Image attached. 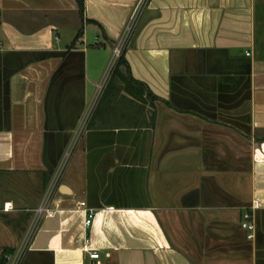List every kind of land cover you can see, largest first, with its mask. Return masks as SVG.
<instances>
[{"label":"crops","instance_id":"obj_1","mask_svg":"<svg viewBox=\"0 0 264 264\" xmlns=\"http://www.w3.org/2000/svg\"><path fill=\"white\" fill-rule=\"evenodd\" d=\"M136 2L0 0V264ZM125 57L21 264H264V0H147Z\"/></svg>","mask_w":264,"mask_h":264},{"label":"built area","instance_id":"obj_2","mask_svg":"<svg viewBox=\"0 0 264 264\" xmlns=\"http://www.w3.org/2000/svg\"><path fill=\"white\" fill-rule=\"evenodd\" d=\"M147 0H137L135 6L133 7L132 12H130L127 22L123 27V30L118 38L117 46L114 47V60L111 68L109 69L108 75L104 78L103 81H101L97 85V90L92 98L91 102L89 103L87 109L85 110L83 117L81 119V122L77 126V128L74 131V134L72 136V139L66 148L59 166L54 174L53 180H52V190L50 194L43 198L41 204L35 208V216L33 219V222L30 226V229L28 230L27 234L25 235L23 241L19 244L17 248L12 253H9L7 255V263L8 264H21L28 249L30 248L32 241L34 239V234L36 230L38 229L40 221L46 216V217H53L55 214V208L53 207V194L54 191L58 188V185L60 184L64 171L67 168V165L69 163L70 158L72 157L77 145L84 137V134L88 128L89 121L95 112V109L99 103L100 97L102 96L103 92L105 91L112 72L115 68V65L117 64V61L123 51L125 50V46L130 42L137 26L139 23V19L141 14L143 13V10L145 8ZM250 54V52H247ZM78 207L84 210L85 213V230L90 228L94 216L95 211L91 208H88L87 202L85 200H78ZM256 205V202L255 204ZM6 209L11 208L10 206H5ZM244 228H247L250 232L248 233L249 238H253L255 236V222L252 220V213L247 212L245 214V218L242 221L241 224ZM90 242V237L86 238V243ZM87 249V248H86ZM91 257L93 258H100V252L98 250H92L91 251Z\"/></svg>","mask_w":264,"mask_h":264},{"label":"trees","instance_id":"obj_3","mask_svg":"<svg viewBox=\"0 0 264 264\" xmlns=\"http://www.w3.org/2000/svg\"><path fill=\"white\" fill-rule=\"evenodd\" d=\"M80 4H79V8H80V12H81V15H84V0H79ZM82 31H83V28H81L75 39H78L81 35H82ZM126 50V49H125ZM125 50L123 51V53L121 54V56L119 57L118 61H117V64L115 65V68H114V73H118L120 70H122V67L123 68H128V62L126 60V57H125ZM114 76V75H113ZM112 81V80H111ZM15 250V248H5L4 249V252H3V258H2V262L1 264H8L7 263V255L9 253H12L13 251Z\"/></svg>","mask_w":264,"mask_h":264},{"label":"rangeland","instance_id":"obj_4","mask_svg":"<svg viewBox=\"0 0 264 264\" xmlns=\"http://www.w3.org/2000/svg\"><path fill=\"white\" fill-rule=\"evenodd\" d=\"M142 15V14H141ZM140 19H141V16H140ZM140 19H139V21H140ZM76 30V29H75ZM75 30H72L71 28H67V30L63 33V38L64 39H69V38H71L75 33H76V31ZM136 31V30H135ZM135 33V32H134ZM134 35V34H133ZM118 41V40H117ZM117 41H116V43H115V46L114 47H116L117 46ZM129 44V43H128ZM128 44L125 46L126 48L128 47ZM125 48V49H126ZM113 60H114V49H113V52L111 53V58H110V62H109V65H108V69H107V72H106V74H105V76H104V78L108 75V72H109V69L111 68V66H112V64H113ZM113 72H114V70H113ZM113 72H112V75H113ZM112 75H111V77H112ZM104 78H103V80H104ZM111 79V78H110ZM102 80V81H103ZM107 88V87H106ZM106 90V89H105ZM105 92V91H104ZM104 92H103V94H104ZM103 94H102V96L100 97V100L102 99V97H103ZM99 100V101H100ZM82 141V140H81ZM81 142H79V144H80ZM79 144L77 145V147H76V149H75V151L77 150V148L79 147ZM74 151V152H75ZM73 156V155H72ZM73 157H71L70 158V160L72 159ZM70 160H69V162H70ZM69 164L70 163H68V165H67V168H66V170L64 171V174H63V177L65 176V173H66V171H67V169H68V167H69ZM52 181H51V184L50 185H48L47 186V188H46V190H45V192H44V197H46V196H48L49 194H50V192H51V190H52ZM14 223V222H13Z\"/></svg>","mask_w":264,"mask_h":264}]
</instances>
